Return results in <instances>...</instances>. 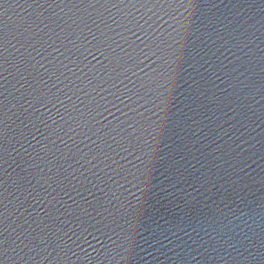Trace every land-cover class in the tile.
<instances>
[{
    "label": "water",
    "instance_id": "obj_1",
    "mask_svg": "<svg viewBox=\"0 0 264 264\" xmlns=\"http://www.w3.org/2000/svg\"><path fill=\"white\" fill-rule=\"evenodd\" d=\"M0 264H264V0H0Z\"/></svg>",
    "mask_w": 264,
    "mask_h": 264
}]
</instances>
